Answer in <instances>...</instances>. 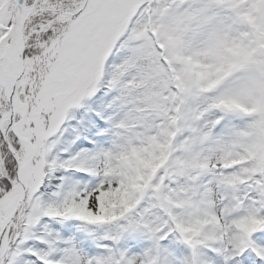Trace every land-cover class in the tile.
<instances>
[{
	"label": "snow or ice",
	"instance_id": "6c2138e0",
	"mask_svg": "<svg viewBox=\"0 0 264 264\" xmlns=\"http://www.w3.org/2000/svg\"><path fill=\"white\" fill-rule=\"evenodd\" d=\"M0 264H264V0H0Z\"/></svg>",
	"mask_w": 264,
	"mask_h": 264
}]
</instances>
